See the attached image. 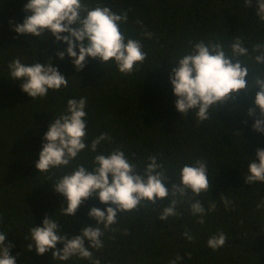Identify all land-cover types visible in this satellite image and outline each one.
<instances>
[{"label":"trees","instance_id":"1","mask_svg":"<svg viewBox=\"0 0 264 264\" xmlns=\"http://www.w3.org/2000/svg\"><path fill=\"white\" fill-rule=\"evenodd\" d=\"M27 2L0 0V233L8 234L5 243L11 242L10 255L16 264H91L78 257L54 261L51 251L43 256L29 251L30 228L41 227L46 216L56 220L70 238L86 226L94 227L89 210L110 205L93 196L73 217L65 216L59 210L66 208V199L53 187L77 165L90 171L95 155H107L115 148L122 149L141 172L147 158L156 156L166 170L169 192L173 183H179L184 165L203 159L211 187L198 197L189 192L178 206L180 216L166 222L157 217L167 207V198L155 206L118 213V223L104 232V247L90 249L100 264H169L176 257L180 264H264V209L256 208L264 199V184L248 185L243 178L247 157L255 160L256 149H264V135L253 130L255 117L248 115L259 89L241 92L223 107H213L210 119L197 123L191 111L182 116L176 110L169 82L172 63L190 51V42L220 40L227 46L240 37L250 52L253 45L264 42V24L258 22L255 9H244L241 0H85L89 7L128 12V23L121 30L142 41L147 58L131 75H123L113 63L103 67L96 59L77 71L67 55L63 60L57 57L67 45L56 42L51 33L40 40L18 35L14 27L31 15L23 11ZM143 29L153 38L144 39ZM18 57L25 64L42 65L51 58L52 66L69 79L68 86L31 101L9 76L8 65ZM245 79L251 83L252 74ZM82 97L87 100L86 143L90 146L102 133L111 140L103 141L96 153L84 150L67 169L40 174L35 164L49 125L65 111L69 99ZM220 197L229 199L231 207L225 208ZM195 200L206 211L213 201L216 204L203 224L191 214L190 202ZM186 231L191 241L185 238ZM218 232H224L227 241L213 251L207 241Z\"/></svg>","mask_w":264,"mask_h":264},{"label":"clouds","instance_id":"2","mask_svg":"<svg viewBox=\"0 0 264 264\" xmlns=\"http://www.w3.org/2000/svg\"><path fill=\"white\" fill-rule=\"evenodd\" d=\"M241 3L244 9L254 8L258 22L264 24V0H241ZM23 11L31 15H26L14 31L38 40L51 33L56 42L67 45L65 51L57 53V57L63 60L67 55L77 71H82L90 60L96 59L103 67L113 63L121 74L131 75L147 58L142 41L128 37L121 30L128 23L127 11L117 13L101 5L89 7L85 0H28ZM136 23L143 27L139 20ZM142 35L144 39H152L154 34L143 29ZM189 47L187 54L172 63L174 67L169 74L176 110L182 116L191 111L197 123H201L210 119L213 107H223L239 93L258 88L248 115L255 117L253 130L264 135V72L261 71L264 67V42L253 45L251 52L240 37H234L227 46L220 40H199L190 42ZM8 68L10 79L19 82L20 89L31 101L45 98L49 90L59 91L68 86L69 79L52 66L51 58L47 65H42L36 62L25 64L18 57ZM249 73L252 74L251 83H246ZM86 105V98L69 99L65 111L54 116L35 164L40 174L57 168L67 169L84 150L96 153L103 141L111 140L110 136L102 133L91 141L90 146L86 143ZM247 158L248 170L243 176L245 183L264 184V149H256L255 160ZM88 168L77 165L71 170V175H63L52 186L67 202L66 208L62 206L59 211L73 217L82 203L93 196L101 204L110 206L104 210L91 208L88 216L96 221V225L82 228L80 235L74 238L65 236L59 229V223L46 216L41 227L30 228L29 251L34 250L39 256L51 251L52 259L59 262L78 257L91 264H100L90 249L99 251L104 247V232L118 223V213H131L147 207V204L155 206L167 198V207L159 210L157 217L166 222L170 217L180 216L178 206L189 192L198 197L209 192L211 187L207 161L203 159L184 165L179 183H173L170 192L165 187L166 170L156 156L147 158L141 172L122 149L115 148L107 155H95L91 170ZM220 199L225 208L231 207L229 199ZM256 208L258 211L264 209V199L257 203ZM152 209L157 210L156 207ZM215 209L214 201L207 211L199 200L190 202L191 214L200 218L199 224H203L204 217ZM7 235L0 233V264H16V258L10 255L11 242L5 243ZM184 236L189 241L193 239L187 231ZM226 241L225 233L218 232L208 239L207 247L216 251L223 248ZM58 244L63 245L62 249H57ZM169 264H180V259L176 257Z\"/></svg>","mask_w":264,"mask_h":264}]
</instances>
